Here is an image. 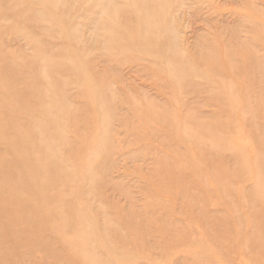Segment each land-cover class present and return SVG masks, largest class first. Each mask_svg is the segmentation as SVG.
I'll use <instances>...</instances> for the list:
<instances>
[{
    "label": "rangeland",
    "instance_id": "374dc122",
    "mask_svg": "<svg viewBox=\"0 0 264 264\" xmlns=\"http://www.w3.org/2000/svg\"><path fill=\"white\" fill-rule=\"evenodd\" d=\"M2 171L0 264H264V0H0Z\"/></svg>",
    "mask_w": 264,
    "mask_h": 264
},
{
    "label": "bare ground",
    "instance_id": "6f19581e",
    "mask_svg": "<svg viewBox=\"0 0 264 264\" xmlns=\"http://www.w3.org/2000/svg\"><path fill=\"white\" fill-rule=\"evenodd\" d=\"M1 107H2V105H1ZM15 155H16V160H15V163L18 165V167H20L21 165H24L25 164V162L23 161L24 160V158H23V156H22V154L21 153H15ZM4 174H6L5 173V171H2L1 173H0V183L2 182V180H1V178L4 176ZM9 174V176H10V180L8 181V184L10 185V187L12 186V184H13V182H14V180L12 179V177L11 176H14V174L13 173H8ZM36 180H37V176H36V174H34L33 173V177H32V180H31V184L32 185H34V183L36 182ZM17 194V195H19V191H14V194ZM3 198H5V199H8L9 200V202H10V204H14L15 205V207H16V209L18 208V207H22V204H21V202L22 201H20V200H17V199H19V198H17V199H9L6 195H4L3 196ZM30 205V203L28 202H24V205H23V209L25 208V207H27V206H29ZM25 211H26V209H24ZM29 211V210H28ZM11 212V211H10ZM16 215H17V213H16ZM15 215V216H16ZM18 216V215H17ZM20 218V217H19ZM18 218V219H19ZM21 219V218H20ZM19 219V220H20ZM25 219V218H24ZM1 221V220H0ZM25 221V220H24ZM27 221H28V219H27ZM3 232V231H2ZM1 232V233H2ZM3 234V233H2ZM1 234V235H2ZM5 235V234H4ZM1 237V236H0Z\"/></svg>",
    "mask_w": 264,
    "mask_h": 264
}]
</instances>
